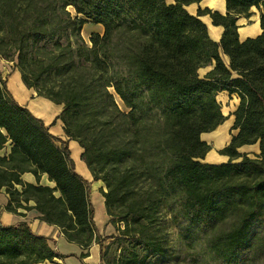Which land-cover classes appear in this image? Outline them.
Masks as SVG:
<instances>
[{
	"label": "trees",
	"instance_id": "obj_1",
	"mask_svg": "<svg viewBox=\"0 0 264 264\" xmlns=\"http://www.w3.org/2000/svg\"><path fill=\"white\" fill-rule=\"evenodd\" d=\"M199 1L0 0V57L16 59L23 82L62 106L57 118L65 134L81 146L93 180L104 182L105 208L116 205L124 227L117 236H101L90 182L75 171L67 140L14 99L0 70V149L10 145L0 156L6 211L36 209L68 242L98 244L101 261L128 237L144 248L106 264L177 262L156 234L165 209L170 223L187 231L191 249L201 230L212 231L207 252L218 264H245L264 254V0H225V14L200 7L190 14L185 6ZM252 6H262V31L240 41L237 16ZM204 14L223 27L217 42L199 18ZM88 21L103 26L101 34H90V45L81 36ZM39 79L51 80L45 92ZM222 90L239 98L231 127L237 131L219 150L227 161L202 162L210 146L201 134L226 119L216 100ZM257 141L255 157L238 151ZM25 172L35 184L22 180ZM42 174L54 186L40 184ZM138 183L144 185L139 195ZM173 201L175 210L169 209ZM70 255L53 249L25 221H0V264H60L55 258Z\"/></svg>",
	"mask_w": 264,
	"mask_h": 264
},
{
	"label": "crops",
	"instance_id": "obj_2",
	"mask_svg": "<svg viewBox=\"0 0 264 264\" xmlns=\"http://www.w3.org/2000/svg\"><path fill=\"white\" fill-rule=\"evenodd\" d=\"M199 7L201 9L209 8L213 11H218L221 14H225L226 12L225 0H200L199 2H193L185 6L186 10L190 9L187 11L193 15L196 14V11L194 10L198 9ZM261 13H263L262 8L258 9L257 7L252 6L248 14H241L237 16L236 23L238 25L237 31H238V38L240 41L246 39L247 37H255L261 33L262 31L260 27ZM199 18L206 25V29L209 37L217 42L221 37V34L223 32V27L221 25H214L212 23L211 17L208 14L200 15ZM87 23H91V22H86L84 23V25ZM91 24L94 25V28L93 30L89 31V33L98 32L101 34L103 32V26L101 24L98 23L97 24L91 23ZM212 67L213 66L211 65L209 68L206 69V71L210 70ZM206 71H204L202 74L204 75ZM9 76L10 75L7 76V87L9 90H12L10 88V84L8 81ZM15 81L18 82L17 83L18 87L17 86L15 88L13 87L14 90L12 91L15 92V95H17V93L19 92V95H17V97L15 96L18 103L23 106H26L36 117L40 118L44 122V124L48 127V130L52 135L62 140H67L68 147H70V149L72 150L71 157L75 163V167H76L75 170L85 180L90 182V199L92 204L94 203V199L99 201V210L96 209L94 204L93 207H94V222L100 233V229H102L105 226L107 221L104 198L100 193V189L102 188L103 184L100 180H93L91 171L88 169L85 162L81 159V153H82L81 146L77 144L76 141L68 139V136L65 134L63 124L61 120L57 118V116L60 114L62 110V106L52 102L46 97L36 96L33 89L28 90L25 87H23V85H21L18 76H16ZM217 94L222 96L225 95L227 98L231 97L232 106H234V110L236 109L239 103V98L236 94L229 95V93L225 90L219 91ZM217 94H216V100H217ZM54 120L55 122H53ZM233 121H234V115H233L232 124ZM215 130L216 128L213 129L212 131L205 132L202 134L212 133ZM252 145H256V144L242 145L241 147L238 148V151L241 153H246L240 149L243 147H250ZM9 150H10V145L6 144V146L0 149V156L7 155ZM210 153L213 152L208 151L205 156L207 157ZM222 156L225 157L226 155H222ZM203 159H201V161H203ZM221 161H225V159ZM205 162L217 163L210 160H206ZM21 178L25 182H30L34 184L36 183L35 176L30 172L23 173L21 175ZM39 183L42 185H49L51 187L54 186V183L48 179L46 174H42L40 176ZM7 200H8V195L3 189H1L0 190V221L2 222V224L11 225L20 221H25L33 232L46 236L48 238V244L53 249H57V251L60 254L63 255L73 254L62 259L55 258L56 262L60 264H104L102 261H100L98 244L93 243L87 248H82L80 245L76 243L68 242L64 238L59 227H57L56 225L48 224L47 222L42 221L38 218L40 214L36 209L20 210L23 215L6 211L4 209V205L7 203ZM29 204L31 205L33 204V202L31 201ZM82 253H88V255L85 257H80Z\"/></svg>",
	"mask_w": 264,
	"mask_h": 264
},
{
	"label": "rangeland",
	"instance_id": "obj_3",
	"mask_svg": "<svg viewBox=\"0 0 264 264\" xmlns=\"http://www.w3.org/2000/svg\"><path fill=\"white\" fill-rule=\"evenodd\" d=\"M166 2L170 3V2H172V0H166ZM261 8H262V6H260L258 9H261ZM68 10L72 14L74 13L72 7L69 6ZM187 10H190V9H187ZM194 11H197V9H195ZM93 28H94L93 24L87 23L83 26V28L81 30V36L84 38L87 45H90L89 36L91 33H89V31L93 30ZM221 57H222L223 61L226 64H228V57L222 53H221ZM15 64H16V59L11 61L10 59L6 60V59L0 57L1 71L6 76V79H7V76L10 75L8 77L10 88L12 90H14V88L16 86L18 87V84H17L18 82L15 81L16 76H18V79L20 80V83H21V85H23V87H25L28 90L33 89L36 96H40L37 94L36 88L28 87L23 82L21 74H20L19 70H17V68L15 67ZM213 64H214V62L212 61L211 64L203 67V69H199V72H198L199 75L203 76L202 73L204 71H206V69L209 68L211 65L213 66ZM33 71H34V68H33ZM15 74H17V75H15ZM32 78L34 81V74H33ZM37 83H38V85H37L38 89L41 92H45L47 86H49L51 84V80L39 79V81H37ZM6 86H7V81H6ZM7 89H8V87H7ZM12 90H9V92L12 94V96L16 100V97H17V95H19V92L17 90L18 93H17V95H15V92H13ZM109 90L114 94L115 101L118 104L119 108L123 111H126L127 108L124 106V104L121 101V99L119 98V96L114 93L112 88H109ZM217 100L220 102L219 103L220 108H221L223 115L226 116V120H224L220 125H218L214 132L208 133V134H201V136H200L201 139L206 141L209 144V146H210L209 151L213 152V153H210L207 157L205 156V158L203 159L202 162H205L206 160H210V161L217 162V163L227 161L228 157L227 156L223 157L222 155H219V150L222 149L223 147H225L229 143L230 137L233 134H235L237 131L236 129H234V130L231 129L232 120H233L232 114L234 112L233 111L234 106H232L231 97L227 98L225 95L222 96V95L217 94ZM53 122H55V120ZM71 140H74V139H71ZM74 141H76V140H74ZM77 144H79V143L77 142ZM254 144H256V145H252L250 147H243L240 150L246 152V154L249 157H255L259 153V143L257 141ZM69 151H70V157H71L72 150L70 149V147H69ZM71 159H72V157H71ZM224 159H225V161H221ZM72 161H73V159H72ZM234 161H237V160H234ZM73 163H74V161H73ZM74 167H75V163H74ZM74 169H76V167ZM99 174H101V173H99ZM100 181L102 182V184H103L102 188L105 191L107 188H106L104 182L102 180H100ZM143 186L144 185L142 183H138V185H136V187H135V193H138V195H139L140 192H142V189L144 188ZM56 194H58V192H56ZM102 197H103V195H102ZM136 197H138L137 194H136ZM172 203H173V205H170L169 209L174 208V210H175L177 207V202L173 201ZM93 204L95 205L96 209L99 210V201L94 199ZM167 210H168V207H167ZM105 212H106L107 221H106L105 226L102 229H100L101 236L106 237V236H112V235H115V236L119 235L121 229L124 227L123 221H119V219H118L119 216H121L119 209L116 207V205H114L109 209L105 208ZM163 212L164 213H162V221H161V226L163 228L161 229V232L156 231V234L162 233L163 245L166 246L167 249L170 250V252H172L178 258V261L177 262L176 261H160L157 264H218V262H215L211 259L209 252H207V240H208V236L211 235L212 231L205 232L204 230L203 231L201 230L199 233V236H198V245L194 246L195 248L191 249V248H189L188 243H187L188 239L184 238V235H183V233L185 232L186 235L188 236L187 231L186 230L183 231L182 227L180 228V227H177L175 225H172L170 223L171 213L167 212L166 209ZM97 216H98V214H97ZM230 224L231 223H229L228 225L221 224L220 229H227V228H229ZM184 226H185V223L183 224V227ZM109 241H110V239H106L103 242V244L106 245ZM99 251H100V249H99ZM131 251H135L136 253L141 255V254H143L144 248L142 245L138 244L134 238L128 237L127 239H124V241L115 242L111 246L109 251L105 252L102 262L104 264H106V261L109 260V261L115 263L119 259L120 256H123L124 254L127 255V254L131 253ZM153 259H156V258L153 257ZM42 264H52V263L45 261ZM245 264H264V254L261 253L258 257L254 256V258H252V256H249V259L248 260L246 259Z\"/></svg>",
	"mask_w": 264,
	"mask_h": 264
}]
</instances>
